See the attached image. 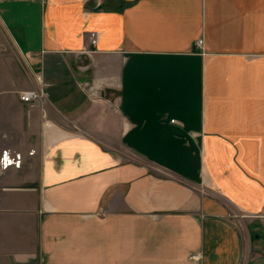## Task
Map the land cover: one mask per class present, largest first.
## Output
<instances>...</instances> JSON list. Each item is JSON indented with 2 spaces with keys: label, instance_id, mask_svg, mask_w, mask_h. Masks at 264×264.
I'll use <instances>...</instances> for the list:
<instances>
[{
  "label": "crops",
  "instance_id": "0c3cea01",
  "mask_svg": "<svg viewBox=\"0 0 264 264\" xmlns=\"http://www.w3.org/2000/svg\"><path fill=\"white\" fill-rule=\"evenodd\" d=\"M4 152L0 264H264V0H0Z\"/></svg>",
  "mask_w": 264,
  "mask_h": 264
},
{
  "label": "built area",
  "instance_id": "2783aa9c",
  "mask_svg": "<svg viewBox=\"0 0 264 264\" xmlns=\"http://www.w3.org/2000/svg\"><path fill=\"white\" fill-rule=\"evenodd\" d=\"M91 39H92V44L96 45L97 44V33L96 32H91ZM195 48L204 54L205 52L204 38H198L195 41ZM42 96H44V92L39 89H27V90L20 92V98L25 103H33L36 100L41 99ZM20 162L21 160L19 156L11 157L9 153L5 152L0 159V168H7L8 166L15 165V164L20 165ZM261 216H264V213ZM193 258L199 259L200 255L195 254L193 255Z\"/></svg>",
  "mask_w": 264,
  "mask_h": 264
},
{
  "label": "rangeland",
  "instance_id": "374dc122",
  "mask_svg": "<svg viewBox=\"0 0 264 264\" xmlns=\"http://www.w3.org/2000/svg\"><path fill=\"white\" fill-rule=\"evenodd\" d=\"M42 77H44L43 79H42ZM42 77H39V78H41V81L40 82H42L43 81V83L42 84H44L45 85V79H47V80H52V79H54V78H56L55 76H42ZM73 78V80H77V78H78V76H74V77H72ZM41 90V89H40ZM43 91V90H42ZM44 92V91H43ZM44 95H45V93H44ZM42 97H44V96H42ZM114 145H111V147H113ZM114 147H116V146H114ZM5 153V152H4ZM3 153V154H4ZM7 153H9V152H7ZM3 154H2V156H3ZM10 154V153H9ZM1 156V157H2ZM10 156H11V154H10Z\"/></svg>",
  "mask_w": 264,
  "mask_h": 264
}]
</instances>
